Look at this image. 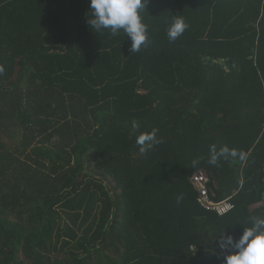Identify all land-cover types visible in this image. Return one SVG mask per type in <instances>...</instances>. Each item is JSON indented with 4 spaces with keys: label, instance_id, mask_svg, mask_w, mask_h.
Masks as SVG:
<instances>
[{
    "label": "trees",
    "instance_id": "obj_1",
    "mask_svg": "<svg viewBox=\"0 0 264 264\" xmlns=\"http://www.w3.org/2000/svg\"><path fill=\"white\" fill-rule=\"evenodd\" d=\"M89 5L0 0V264H223L264 218V0H147L135 53ZM199 172L231 213L199 206Z\"/></svg>",
    "mask_w": 264,
    "mask_h": 264
},
{
    "label": "clouds",
    "instance_id": "obj_2",
    "mask_svg": "<svg viewBox=\"0 0 264 264\" xmlns=\"http://www.w3.org/2000/svg\"><path fill=\"white\" fill-rule=\"evenodd\" d=\"M146 4L147 0H90L92 18L88 17L87 23L95 33L108 30L115 36L122 30L131 41L129 52H139L149 43L148 25L143 22L140 14ZM187 28L185 20L180 15H175L166 30L169 41L175 42ZM2 73L3 68L0 67V74ZM157 131L153 129L137 136L136 144L139 146L140 155H145L163 142L157 138ZM237 155L236 150L227 146L217 150L213 145L210 148L208 163L216 165L220 159L228 160ZM198 163V160H193V167ZM182 199V196H178L177 203ZM250 224V227L243 228L238 239L228 235L219 240L220 248L230 252L224 257L223 264H264V218L253 216L250 218Z\"/></svg>",
    "mask_w": 264,
    "mask_h": 264
},
{
    "label": "built area",
    "instance_id": "obj_3",
    "mask_svg": "<svg viewBox=\"0 0 264 264\" xmlns=\"http://www.w3.org/2000/svg\"><path fill=\"white\" fill-rule=\"evenodd\" d=\"M190 181L198 194L197 201L202 209L216 213L220 217L231 213L235 209V206L231 202L232 199L220 203H216L212 200L211 190L209 188L210 179L205 173L199 172L193 175ZM191 248L195 249V246L192 245Z\"/></svg>",
    "mask_w": 264,
    "mask_h": 264
},
{
    "label": "water",
    "instance_id": "obj_4",
    "mask_svg": "<svg viewBox=\"0 0 264 264\" xmlns=\"http://www.w3.org/2000/svg\"><path fill=\"white\" fill-rule=\"evenodd\" d=\"M237 59H234L233 61H236ZM255 170L258 171V179L257 181L259 182L261 180V178H263L264 176V170L263 169H260V168H255Z\"/></svg>",
    "mask_w": 264,
    "mask_h": 264
}]
</instances>
